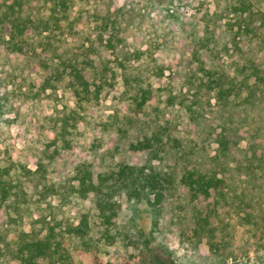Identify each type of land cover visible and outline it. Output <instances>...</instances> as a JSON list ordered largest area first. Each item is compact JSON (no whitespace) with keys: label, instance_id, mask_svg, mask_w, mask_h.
<instances>
[{"label":"rangeland","instance_id":"obj_1","mask_svg":"<svg viewBox=\"0 0 264 264\" xmlns=\"http://www.w3.org/2000/svg\"><path fill=\"white\" fill-rule=\"evenodd\" d=\"M14 1L0 0V14ZM21 1H36L48 19L44 0ZM242 1L246 12L233 14ZM65 2L70 8L54 14L49 43L38 42L32 55L6 53L7 28L0 24V159L31 171L23 204L0 207V264H15L11 248L43 238L49 227L63 231L79 223L91 240L83 246L64 236L73 264H264V120L238 135L254 174L230 172L223 188L193 200L183 174L210 172L221 127L241 115L210 93L197 104L204 120L196 127L180 105L190 79L199 77L197 52L215 78L238 86L264 79V0ZM71 50L93 64L95 102L76 104L63 91L36 97L32 87L46 75L40 66L55 65ZM136 84L154 87L139 114L132 102ZM140 134L154 140L149 155L129 152ZM120 163L153 165L161 188L140 200L123 189L111 192L117 216L104 238L92 210L96 196L80 180ZM206 218L199 236L197 225Z\"/></svg>","mask_w":264,"mask_h":264},{"label":"trees","instance_id":"obj_2","mask_svg":"<svg viewBox=\"0 0 264 264\" xmlns=\"http://www.w3.org/2000/svg\"><path fill=\"white\" fill-rule=\"evenodd\" d=\"M35 2L30 1L29 4H24L21 0H15L0 14V24L7 28V37L2 43L6 53L20 57L32 55L37 49L38 42H41L40 44L49 43L47 39H49L51 20L54 14H58L62 10L66 12L70 8L65 0H44V4H49L51 8L50 15L46 19L43 8L32 5ZM246 6V3L242 1L240 7L233 9L232 13L237 15L246 12ZM30 11H39L38 19L29 16ZM55 18L56 24L61 22L57 17ZM74 35H72L73 38ZM81 47H84L83 43L75 46L76 49ZM71 51L72 54L59 55L55 65L44 63L40 66L46 75L37 86L32 87L33 91L31 92H34L36 97H57L59 91H63V93L68 92L71 97H74L76 104L86 105L95 102L98 92L90 81L95 72L93 64L84 63L80 59L84 58L83 54L79 55V52ZM197 56H199L197 59L199 77L192 81L190 79V83L186 87L187 91L182 95L186 98L180 103L185 108L189 121L196 127L203 124V117L200 118L196 113L197 104L210 93L214 94L215 100L222 108L236 110L241 115V119L236 122L230 121L229 125L221 127L217 135L218 154L215 157L217 161L210 172L196 173L191 170L183 174L181 182L189 190L193 200L200 196L208 197L212 190L223 188L225 177L230 175V172L254 174L253 159L247 157L244 149L240 147L241 139L238 135L244 130V127L250 128L258 120H264L263 78L257 77L238 86L235 82V84L227 82L220 76L215 78L205 68V61L200 58V52H197ZM135 86L132 102L134 111L139 114L152 101L154 87L152 84H147V87H142L141 84ZM169 97L175 96L169 92ZM207 100L209 101V99ZM172 101L174 100L172 99ZM262 131L264 134V129ZM154 144L152 138L140 134L135 142L130 143L129 152L149 155L155 149ZM29 174L31 171L21 163L0 159V207H11L15 203L18 206L23 204L26 197L25 184ZM159 175L160 173L153 165L129 163H120L117 165V169H110L106 172L96 174L90 172L88 176L82 175L83 179L80 180V183H83L96 196L92 210L101 218L105 226L104 238L110 236V230L114 228L117 216V205L113 201V197L111 198V192L123 189L127 191L129 197L140 200L142 197L160 190L162 181L159 179ZM206 223L207 218L199 221L195 231L197 235L204 234V224ZM56 224L60 225V223ZM83 228V223L63 231L57 230L56 226H51L43 238L20 243L11 248L10 255L15 264H42L40 263L42 259H47V264H73L68 244L63 241L64 236L80 239L83 246H87V242L91 239L87 238L89 235L83 232ZM84 238L87 239L84 240ZM152 264L171 263L152 260Z\"/></svg>","mask_w":264,"mask_h":264}]
</instances>
